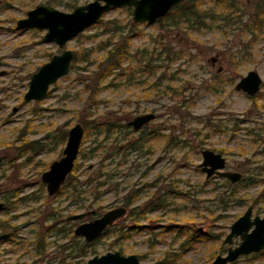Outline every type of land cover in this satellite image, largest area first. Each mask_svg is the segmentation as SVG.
<instances>
[{
    "label": "rangeland",
    "instance_id": "rangeland-1",
    "mask_svg": "<svg viewBox=\"0 0 264 264\" xmlns=\"http://www.w3.org/2000/svg\"><path fill=\"white\" fill-rule=\"evenodd\" d=\"M47 1L0 0V201L11 195L13 204L0 211V264H86L116 250L141 264H208L225 254L232 222L248 206L264 215V32L252 41L246 28L256 0H234L227 19L201 28L172 26L171 16L135 23L132 7H114L62 47L43 40L46 30L16 27L38 4L72 11ZM126 35L128 57L101 80L102 46ZM64 48L90 56L72 61L44 99L25 101L32 74ZM249 70L262 79L252 97L235 90ZM148 112L155 119L146 127L127 126ZM75 123L84 130L72 170L77 192L63 186L50 196L41 175L62 157ZM152 130L163 136L146 139ZM203 149L220 152L241 180L206 178ZM117 206L126 213L98 239L74 234ZM87 210L93 217L66 220ZM234 264H264V254Z\"/></svg>",
    "mask_w": 264,
    "mask_h": 264
},
{
    "label": "water",
    "instance_id": "water-1",
    "mask_svg": "<svg viewBox=\"0 0 264 264\" xmlns=\"http://www.w3.org/2000/svg\"><path fill=\"white\" fill-rule=\"evenodd\" d=\"M184 0H92L75 6L72 11H61L51 5L38 4L26 11V16L16 21L17 28H36L46 30L43 35L45 42H54L64 46L68 41L79 35L89 26L94 25L109 9L120 6L132 7V20L135 23L148 25L165 17L175 6ZM73 59V52L65 48L59 54H53L49 61L42 64L34 72L24 93L25 101H40L47 95L50 85L66 75ZM214 65L216 57L210 58ZM220 70V68H218ZM262 79L254 70H249L235 84V90L245 92L249 96L256 95L261 90ZM155 117L154 113H144L135 116L128 122L134 130L140 129ZM84 135L80 123H75L67 132V140L62 150V157L53 161L41 175V181L48 195H55L72 171L78 157L81 141ZM202 161L199 164L206 178L213 175L226 178L231 183L241 180L238 171L225 170V158L219 152L210 149L201 151ZM3 203L0 202V210ZM125 207L112 208L101 216L80 223L74 230L75 235H82L87 241L99 237L103 230L114 220L125 214ZM85 213H77L67 217V220L81 219ZM252 206H248L229 227L223 242L228 244L225 254H218L208 264H231L242 255L258 252L264 248V215L252 218ZM239 237V243L233 245L234 238ZM86 264H141L137 254L123 255L120 251H109L95 255Z\"/></svg>",
    "mask_w": 264,
    "mask_h": 264
},
{
    "label": "trees",
    "instance_id": "trees-1",
    "mask_svg": "<svg viewBox=\"0 0 264 264\" xmlns=\"http://www.w3.org/2000/svg\"><path fill=\"white\" fill-rule=\"evenodd\" d=\"M203 1L204 0H184L183 2L179 3L177 6H175L172 11H170L165 17L171 16V25L181 28L182 24H187L189 27H206L208 26L212 21L216 20V16H221L225 19L228 17L230 10L233 9V7H236L234 0H210V4H207L205 7H203ZM48 4H56L61 5L64 8L67 9H73L75 6H77V0H72L69 2L62 3L60 0H49L47 1ZM159 19L158 21L162 23L164 18ZM247 32L251 36V40L255 41L260 36L261 33L264 32V0H256L253 12L250 14L248 23H247ZM121 42L115 43V45H112L110 47L108 45L102 46L104 51V54L100 57V65L101 68V74L99 75V78L102 80L103 77H107L111 70L117 69L121 62L125 60L129 55V40L128 35L122 37L121 36ZM251 42V41H250ZM90 56V55H89ZM88 56V57H89ZM86 56V53L82 52L81 55H79L78 52L74 53L73 61H85L88 59ZM115 122H111L109 124H106V129H110L113 125L115 126ZM83 125L84 122H83ZM97 127V125H96ZM126 127V125H124ZM161 137L162 135L159 132H156V130L147 131L145 132V138H154V137ZM136 145H132L133 148L140 147L139 140L136 141ZM28 143V141H27ZM26 143V144H27ZM76 167V164H74V168ZM73 168V169H74ZM76 182V176L73 175V172H71L64 183L65 187H70L71 192H77V186L75 184ZM63 186L61 188H63ZM81 191H78L77 194L80 195ZM134 195H131L127 198V201H125L126 205H129L133 202ZM11 195L7 196L5 201L6 207H13V205L10 202ZM161 203V204H160ZM156 204L162 205V202L156 201ZM133 215V214H132ZM124 226L119 229V232H121V237L128 238V229H124ZM108 231V230H107ZM194 236V235H193ZM203 239H206V235L203 234L200 236ZM183 246V244H182ZM264 254V249L259 251L258 253H252V256H261ZM247 256V255H246ZM237 261V260H236ZM236 261H234L231 264H234Z\"/></svg>",
    "mask_w": 264,
    "mask_h": 264
},
{
    "label": "flooded vegetation",
    "instance_id": "flooded-vegetation-1",
    "mask_svg": "<svg viewBox=\"0 0 264 264\" xmlns=\"http://www.w3.org/2000/svg\"><path fill=\"white\" fill-rule=\"evenodd\" d=\"M64 49H65V48H64ZM73 57H74V53H73ZM216 60H217V57H216ZM216 60H215V62H216ZM72 61H73V59H72ZM72 61H71V63H72ZM71 63H70V65H71ZM69 69H70V68H69ZM236 83H237V82H236ZM50 86H51V85H50ZM261 86H262V84H261ZM49 88H50V87H49ZM237 91H238V90H237ZM241 92H242V91H241ZM259 92H260V91H259ZM243 93H245V92H243ZM245 94H246V93H245ZM257 94H258V93H257ZM246 95H248V94H246ZM248 96H249V95H248ZM253 96H255V95H253ZM251 97H252V96H251ZM148 113H149V112H148ZM151 113H152V112H151ZM143 114H144V113H143ZM139 115H140V114H139ZM154 115H155V114H154ZM132 119H133V118H132ZM132 119H131V120H132ZM154 119H155V117H154L152 120H154ZM152 120H150L148 123H146L145 125H143V126H142L140 129H138V130H141V129H143L144 127H146V126H147ZM129 121H130V120H129ZM129 121H128V122H129ZM128 122H127V126H128V127H130L133 131H138V130H134V129L132 128V126L128 125ZM82 127H83V126H82ZM156 132H158V131L156 130ZM162 136H163V135H162ZM156 138H158V136H157ZM81 142H82V141H81ZM79 150H80V149H79ZM210 150H211V149H210ZM213 151H214V150H213ZM214 152H216V151H214ZM219 153H220V152H219ZM78 154H79V153H78ZM201 155H202V154H201ZM222 156H223V155H222ZM223 157H224V156H223ZM200 163H201V162H200ZM200 163H199V164H200ZM74 164H75V162H74ZM198 166H199V165H198ZM73 168H74V166H73ZM200 169H201V168H200ZM72 170H73V169H72ZM225 170H226V159H225ZM231 171H234V170H231ZM71 172H72V171H71ZM71 172H70V173H71ZM202 172H203V171H202ZM70 173H69V174H70ZM203 173H204V172H203ZM69 174H68V175H69ZM68 175H67V176H68ZM205 177H206V176H205ZM211 177H219V176H215V175H213V176H211ZM211 177H209V178H211ZM222 178H223V177H222ZM241 178H242V177H241ZM66 179H67V177H66ZM225 179H226V178H225ZM65 181H66V180H65ZM64 183H65V182H64ZM64 183H63V185H64ZM63 185H62V186H63ZM62 186H61V187H62ZM61 187H60V189H61ZM60 189H59V190H60ZM58 192H59V191H58ZM58 192H57V193H58ZM50 196H53V195H50ZM0 202H2V201H0ZM10 202H11V201H10ZM2 203H3V208H2V210H4V209H5V210H9V209L13 208V207H11V208H10V207H6V206H5V201L2 202ZM11 204H12V202H11ZM12 205H13V204H12ZM117 207H119V206H117ZM123 207H124V206H123ZM114 208H115V207H114ZM125 209H126V208H125ZM2 210H0V211H2ZM109 210H110V209H109ZM79 213H85V215H84L81 219H83V218L86 217V216L93 217L92 215L95 214L94 210H87V211H83V212H79ZM104 213H105V212H104ZM125 213H126V211H125ZM75 214H77V213H75ZM72 215H73V214H72ZM101 215H102V214H101ZM101 215H99V216H101ZM69 216H70V215H69ZM99 216L93 217V218H91L90 220L83 221V222L91 221V220H93V219H95V218H97V217H99ZM251 216H252V218L255 216V215H253V207H252V215H251ZM121 217H122V216H121ZM261 217H262V216H261ZM119 218H120V217H119ZM119 218H118V219H119ZM81 219H78V220H68V221H79V220H81ZM118 219H116V220H118ZM66 220H67V217H66ZM116 220H114L113 223H114ZM83 222H81V223H83ZM113 223H112V224H113ZM79 224H80V223H79ZM79 224H78V225H79ZM112 224H111V225H112ZM78 225H77V226H78ZM111 225H109L107 228H105V229L103 230V232L101 233V235H103L104 233H106L107 230H108V228H109ZM77 226H76V227H77ZM76 227H75V228H76ZM74 230H75V229H74ZM74 234H75V233H74ZM101 235H100V236H101ZM81 236H82V235H81ZM100 236H99V237H100ZM99 237L95 238L94 240L98 239ZM83 238H84V237H83ZM84 239H85V238H84ZM85 240H86V239H85ZM94 240H91V241H94ZM86 241H87V240H86ZM91 241H88V242H91ZM227 248H228V247H227ZM263 249H264V248H263ZM263 249H262V250H263ZM226 250H227V249H226ZM260 251H261V250H260ZM258 252H259V251H258ZM258 252H253V253H258ZM250 254H252V253H250ZM250 254H247V255H250ZM242 256H246V255H242ZM240 257H241V256H240ZM236 260H237V259H236ZM236 260H235V261H236ZM232 263H233V262H232Z\"/></svg>",
    "mask_w": 264,
    "mask_h": 264
}]
</instances>
